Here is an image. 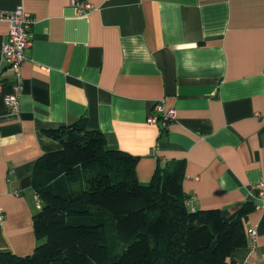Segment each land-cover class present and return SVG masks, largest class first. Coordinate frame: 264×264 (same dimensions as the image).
<instances>
[{"label": "crops", "instance_id": "crops-1", "mask_svg": "<svg viewBox=\"0 0 264 264\" xmlns=\"http://www.w3.org/2000/svg\"><path fill=\"white\" fill-rule=\"evenodd\" d=\"M0 0L35 18L22 68L20 110L5 101L14 72L1 58L0 251L34 252L41 208L31 184L37 159L58 149L43 129L86 117L110 148L139 156L140 182L183 161V188L199 208L230 219L250 205L238 264H264V0ZM176 112L165 128L148 122L156 102ZM257 113H260L259 115Z\"/></svg>", "mask_w": 264, "mask_h": 264}, {"label": "trees", "instance_id": "trees-1", "mask_svg": "<svg viewBox=\"0 0 264 264\" xmlns=\"http://www.w3.org/2000/svg\"><path fill=\"white\" fill-rule=\"evenodd\" d=\"M43 132L60 147L35 162L31 184L41 208L33 253L0 251V264H238L248 244L245 206L230 219L185 204L184 162L157 166L139 181L140 157L107 146L87 118Z\"/></svg>", "mask_w": 264, "mask_h": 264}, {"label": "built area", "instance_id": "built-area-1", "mask_svg": "<svg viewBox=\"0 0 264 264\" xmlns=\"http://www.w3.org/2000/svg\"><path fill=\"white\" fill-rule=\"evenodd\" d=\"M71 4L80 15H88L94 8L89 0H71ZM0 21L8 23V35L2 43L1 58L14 72L12 91L5 95V101L11 111L17 113L20 110V95L24 87L22 68L27 58L26 51L32 44V26L36 18L20 5L12 10H0ZM175 116L176 112L173 108L168 107L164 101H158L152 109V114L148 116V122L165 128ZM255 187L257 197L264 199V177L256 183ZM195 199L194 194L185 197V204L191 210L196 208ZM37 203L40 204L39 200ZM2 219L3 215L0 213V220ZM248 235L255 238L258 235L257 226L249 228Z\"/></svg>", "mask_w": 264, "mask_h": 264}]
</instances>
